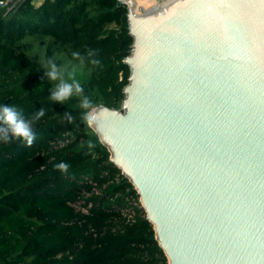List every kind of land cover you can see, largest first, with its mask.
<instances>
[{
	"label": "water",
	"instance_id": "1",
	"mask_svg": "<svg viewBox=\"0 0 264 264\" xmlns=\"http://www.w3.org/2000/svg\"><path fill=\"white\" fill-rule=\"evenodd\" d=\"M121 2L128 82L90 128L167 264H264V0Z\"/></svg>",
	"mask_w": 264,
	"mask_h": 264
},
{
	"label": "trees",
	"instance_id": "2",
	"mask_svg": "<svg viewBox=\"0 0 264 264\" xmlns=\"http://www.w3.org/2000/svg\"><path fill=\"white\" fill-rule=\"evenodd\" d=\"M33 2L0 10V106H15L25 119L45 110L33 120L31 146L0 141V264H167L136 190L83 120L82 97L51 100L54 84L44 76L53 61L66 79L75 75L94 107L119 108L133 41L127 7ZM90 50L99 65L73 58ZM61 162L67 173L55 167Z\"/></svg>",
	"mask_w": 264,
	"mask_h": 264
},
{
	"label": "clouds",
	"instance_id": "3",
	"mask_svg": "<svg viewBox=\"0 0 264 264\" xmlns=\"http://www.w3.org/2000/svg\"><path fill=\"white\" fill-rule=\"evenodd\" d=\"M73 58L79 60L83 65L87 60L92 65H99L100 60L95 58V51H88L87 55H82L79 51L72 53ZM44 76L48 81L53 82L54 87L50 89V98L55 102L63 103L73 97V95L81 96L80 108L88 111L82 113L83 120L89 125L96 123L95 107L92 101L83 97L84 88L82 84L75 79L73 73L67 74L61 70L53 61L48 62V70L44 72ZM45 115L43 108L35 114L33 119H25L22 113L12 105L0 106V141L10 143L19 141L31 146L36 139V134L33 128V120H39ZM64 117L69 122L73 117L71 113L65 112ZM89 147H92L89 144ZM62 173H67L70 165L66 162H61L55 166Z\"/></svg>",
	"mask_w": 264,
	"mask_h": 264
},
{
	"label": "built area",
	"instance_id": "4",
	"mask_svg": "<svg viewBox=\"0 0 264 264\" xmlns=\"http://www.w3.org/2000/svg\"><path fill=\"white\" fill-rule=\"evenodd\" d=\"M22 0H0V10L2 11H10V10H14L18 7V5L20 4ZM119 3L125 5L126 2H121V0H117ZM139 0H133V2H137ZM156 2V0H153ZM140 204V201H139ZM140 207L142 208L141 204ZM131 218V217H130Z\"/></svg>",
	"mask_w": 264,
	"mask_h": 264
},
{
	"label": "bare ground",
	"instance_id": "5",
	"mask_svg": "<svg viewBox=\"0 0 264 264\" xmlns=\"http://www.w3.org/2000/svg\"><path fill=\"white\" fill-rule=\"evenodd\" d=\"M152 1L153 0H139L137 2H133L134 3V9L136 10V12H140V10H142V11L148 10L151 7L155 6L154 3H151ZM35 2H36V0H35Z\"/></svg>",
	"mask_w": 264,
	"mask_h": 264
},
{
	"label": "crops",
	"instance_id": "6",
	"mask_svg": "<svg viewBox=\"0 0 264 264\" xmlns=\"http://www.w3.org/2000/svg\"><path fill=\"white\" fill-rule=\"evenodd\" d=\"M42 1L43 0H36V2H35V0H34L33 3H34L35 6H39L42 3Z\"/></svg>",
	"mask_w": 264,
	"mask_h": 264
},
{
	"label": "rangeland",
	"instance_id": "7",
	"mask_svg": "<svg viewBox=\"0 0 264 264\" xmlns=\"http://www.w3.org/2000/svg\"><path fill=\"white\" fill-rule=\"evenodd\" d=\"M151 3H154V4H155V1H154V2L152 1ZM151 6H152V5H151ZM140 12H142V10H140Z\"/></svg>",
	"mask_w": 264,
	"mask_h": 264
},
{
	"label": "flooded vegetation",
	"instance_id": "8",
	"mask_svg": "<svg viewBox=\"0 0 264 264\" xmlns=\"http://www.w3.org/2000/svg\"><path fill=\"white\" fill-rule=\"evenodd\" d=\"M122 102V101H121ZM120 108V107H119ZM119 108H116V109H119ZM121 172V171H120ZM121 174H122V172H121ZM123 175V174H122ZM166 257V256H165ZM167 259V258H166Z\"/></svg>",
	"mask_w": 264,
	"mask_h": 264
}]
</instances>
